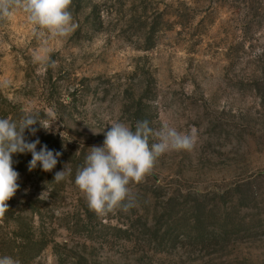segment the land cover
<instances>
[{
  "label": "rangeland",
  "instance_id": "obj_1",
  "mask_svg": "<svg viewBox=\"0 0 264 264\" xmlns=\"http://www.w3.org/2000/svg\"><path fill=\"white\" fill-rule=\"evenodd\" d=\"M69 10L66 38H38L22 11L0 20V80L11 82L0 117L53 108L52 131L26 135L61 152L51 172L13 156L19 189L0 238L41 241L27 264H264V0H72ZM45 46L46 70L33 63ZM140 121L195 129V145L158 157L130 185L128 210L98 216L77 170L111 123Z\"/></svg>",
  "mask_w": 264,
  "mask_h": 264
},
{
  "label": "clouds",
  "instance_id": "obj_2",
  "mask_svg": "<svg viewBox=\"0 0 264 264\" xmlns=\"http://www.w3.org/2000/svg\"><path fill=\"white\" fill-rule=\"evenodd\" d=\"M71 4L72 0H0V20L10 19L17 11H22L34 26L38 38H66L77 27L69 10ZM48 52L45 46L42 52L34 53L33 63L42 65L44 70L54 67L55 62L50 61ZM10 83L0 80V88L9 87ZM57 120L53 108H49L43 117L31 109L24 110L16 120L0 117V220L9 210L7 202L19 189V173L13 167L16 163L14 155L31 153L29 172L38 166L44 172H51L56 167L61 152L50 150L47 145L38 151L39 138L30 141L26 132L36 136L40 129L52 131ZM110 126L104 132L102 146L89 148L84 165L75 176V184L84 194L89 209L98 216H106L117 209L128 210L133 206L130 185L141 183L158 157L169 151H191L196 142L195 129L185 133L165 124L159 130H153L147 121L137 122L134 131L122 122H113ZM61 136L63 138L62 133ZM149 137H154L156 142L150 145ZM66 165L55 173L52 181L59 183L65 179L70 173ZM43 195L44 192L40 198ZM0 264H19V261L6 255L0 257Z\"/></svg>",
  "mask_w": 264,
  "mask_h": 264
},
{
  "label": "trees",
  "instance_id": "obj_3",
  "mask_svg": "<svg viewBox=\"0 0 264 264\" xmlns=\"http://www.w3.org/2000/svg\"><path fill=\"white\" fill-rule=\"evenodd\" d=\"M18 228H20L19 230L21 231V226H19ZM33 239L31 238V236L25 239L21 237L20 241L16 243V241H14L13 239H9L4 235L0 238V245L4 246V249L0 248V253L2 255L11 253L13 255V258H16V260H18L19 262H23V264H27L28 262L32 261L38 253L42 251V247L38 246V243H40L41 241H36V239ZM6 249H8L9 252H7Z\"/></svg>",
  "mask_w": 264,
  "mask_h": 264
}]
</instances>
